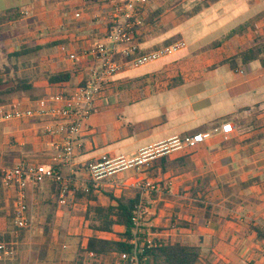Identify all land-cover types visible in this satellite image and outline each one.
I'll use <instances>...</instances> for the list:
<instances>
[{"label": "crops", "instance_id": "0c3cea01", "mask_svg": "<svg viewBox=\"0 0 264 264\" xmlns=\"http://www.w3.org/2000/svg\"><path fill=\"white\" fill-rule=\"evenodd\" d=\"M95 3H101L100 14ZM103 3L11 0L0 9V29L27 25L8 41H28L8 46V53L61 42L28 56L36 65L21 72L33 75L36 95L60 89L71 93L88 83L95 61L82 54L106 42L114 26L103 15ZM213 5L210 0H147L141 8L140 53L177 41L186 47L110 78L78 134L79 146L70 161L58 148L66 138V132H59V119L0 123L1 172L22 163H47L77 177L67 206L57 202L53 181L29 184L27 228L16 225L18 189L1 180L0 234L11 235L15 249L9 264H92V255L83 251L95 232L84 214L96 203L78 199L76 193L88 191L91 184L99 203L108 205L106 192L140 191L138 184L146 180L162 187L153 193L140 191L141 234L148 242L197 247L202 264H264V52L248 62L243 59L264 39V17L255 22H187L188 11L204 14ZM73 53L76 62L69 58ZM62 72L72 79L51 84L46 77ZM14 99L12 104L23 107L36 101L29 96ZM225 123L234 126L228 140L220 131ZM205 133L211 137L195 148L172 150L147 167L123 170L100 184L91 181L86 167L104 156L131 160L146 148ZM124 231L116 226L114 233L99 237L118 239ZM109 259L96 261L108 264Z\"/></svg>", "mask_w": 264, "mask_h": 264}, {"label": "built area", "instance_id": "2783aa9c", "mask_svg": "<svg viewBox=\"0 0 264 264\" xmlns=\"http://www.w3.org/2000/svg\"><path fill=\"white\" fill-rule=\"evenodd\" d=\"M104 17L113 22L106 42L97 43L86 49L83 57L92 58L95 66L90 70V80L85 86H79L71 93L63 89L49 93L47 96L34 101L33 105L23 107L18 104H10L0 107V123L13 120H24L35 117L49 116L61 121L60 131L66 132L64 142L58 144L67 160L74 157L79 146L78 134L86 120L92 114L96 102L100 100L105 91V83L113 76L132 69H137L168 56H171L186 47L184 41H177L172 45L158 50L140 53L137 41L139 26L143 23L141 8L147 0H103ZM77 18L81 13L76 14ZM70 60L76 62L78 55L70 54ZM221 133L228 140L234 132L231 123H225L221 127ZM211 137L210 133L196 134L185 138H174L168 143L146 148L138 157L127 160L124 157L111 159L108 156L101 161L90 165L87 170L91 181L95 184L112 177L123 170L134 167H147L156 158L165 155L172 150L183 148H195L198 144ZM2 181L18 189L16 225L19 228H27L31 220L27 215L28 207L25 203L26 188L29 184L38 186L48 181L59 185V205L67 206L70 195L73 193L74 178L65 176L57 166L47 163H22L13 168L2 170ZM139 183V182H138ZM142 194L158 192L162 187L157 181L146 180L138 184ZM138 214L135 218L136 232L140 231V212L142 203L138 206ZM136 240H134V243ZM15 254L13 243L0 240V262L12 258ZM116 264H138L137 255L122 254Z\"/></svg>", "mask_w": 264, "mask_h": 264}, {"label": "trees", "instance_id": "16d2710c", "mask_svg": "<svg viewBox=\"0 0 264 264\" xmlns=\"http://www.w3.org/2000/svg\"><path fill=\"white\" fill-rule=\"evenodd\" d=\"M60 44L61 42H54L45 46L27 47L12 53H8L6 49L5 55L10 65L5 66L3 70L0 69V107L9 105L17 97L29 96L34 100L42 97L35 93L33 75L21 72L22 69L26 68V65L22 64V66L18 62L42 48L54 47ZM263 52L264 39H261L256 47L245 53L244 62L253 60L257 54ZM46 77L51 84L68 82L72 79V75L68 72L47 74ZM1 180L2 172L0 171V185ZM54 184L56 183L54 182ZM56 185L58 188L56 200L58 202L60 188L58 184ZM133 193L129 189H122L120 192L115 190L106 192L105 195L110 200L108 205L99 203L95 188L91 184L88 186V191L76 193L78 199H86L96 203L90 205L84 214L85 221L89 222V227L95 232V235L88 241L87 249L83 251L92 255V264H98L96 260L105 257L115 258L111 264H116L121 255L125 253L132 256L136 254L138 264H202L201 251L197 247L182 243L165 242L164 240L150 243L146 235L141 234L140 231L136 232L135 218L138 214V206L141 203V192L134 190ZM1 194L0 186V196ZM116 226L125 228L123 233L117 234L118 239L99 237L101 233H114ZM140 229H142V226H140ZM0 240L12 242L11 235L7 233L0 234ZM134 240H136L135 243ZM10 262L6 260L4 264Z\"/></svg>", "mask_w": 264, "mask_h": 264}, {"label": "rangeland", "instance_id": "374dc122", "mask_svg": "<svg viewBox=\"0 0 264 264\" xmlns=\"http://www.w3.org/2000/svg\"><path fill=\"white\" fill-rule=\"evenodd\" d=\"M10 1L11 0H0V9H4L5 7H7L10 4ZM259 1L260 3L258 2L256 3L253 0H212V1L210 0V2H212L214 5L208 12L204 14L202 13L196 15L195 12L188 11L189 17L187 22H215V20L216 22H255L264 17V0H259ZM98 2H100V0H98ZM95 4L99 6L101 3H95ZM98 6L95 7L96 14L99 13L98 11L101 10L100 6L98 10ZM26 27H27L26 24L22 25V23H16L14 25H8L2 27L0 29L1 30L0 31V69L1 70H3L5 66L10 65L5 55L7 52L6 49L8 50L9 48L8 46L18 47L22 45L23 42L28 41V40H24V41L20 40L19 42H10L8 41V39L12 38L13 36L18 37L17 34L25 30ZM32 55L33 54H31V56ZM31 59H33V57L22 58L19 60L18 64L26 65V67L28 68L33 67L36 65L35 64L36 60H31ZM82 77L83 74L82 75L80 74L78 79L80 80ZM74 87H76V85ZM17 99H20V97H17ZM15 101L16 100L13 99L10 104L14 103ZM65 176H70V177L72 176V178L74 179L77 178L75 174H71V173ZM134 190L137 189H130L129 191L133 193ZM113 259L115 258H110L108 264H111ZM4 263L5 260L2 261V264Z\"/></svg>", "mask_w": 264, "mask_h": 264}]
</instances>
